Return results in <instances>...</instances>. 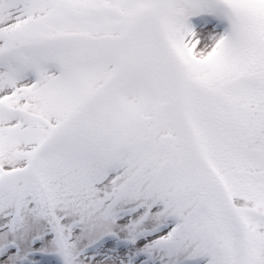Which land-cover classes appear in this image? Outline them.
I'll return each mask as SVG.
<instances>
[{
    "label": "snow or ice",
    "instance_id": "6c2138e0",
    "mask_svg": "<svg viewBox=\"0 0 264 264\" xmlns=\"http://www.w3.org/2000/svg\"><path fill=\"white\" fill-rule=\"evenodd\" d=\"M0 264H264V0H0Z\"/></svg>",
    "mask_w": 264,
    "mask_h": 264
}]
</instances>
